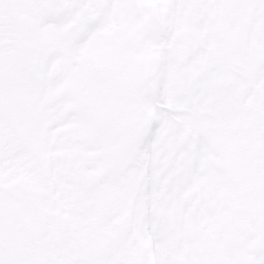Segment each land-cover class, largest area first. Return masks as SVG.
I'll use <instances>...</instances> for the list:
<instances>
[{"label":"snow or ice","instance_id":"snow-or-ice-1","mask_svg":"<svg viewBox=\"0 0 264 264\" xmlns=\"http://www.w3.org/2000/svg\"><path fill=\"white\" fill-rule=\"evenodd\" d=\"M0 264H264V0H0Z\"/></svg>","mask_w":264,"mask_h":264}]
</instances>
